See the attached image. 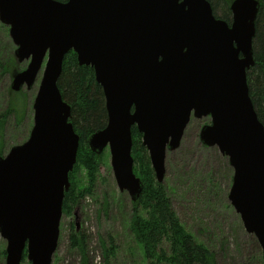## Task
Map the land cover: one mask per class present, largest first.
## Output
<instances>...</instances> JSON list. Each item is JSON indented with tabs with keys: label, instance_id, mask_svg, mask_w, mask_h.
Listing matches in <instances>:
<instances>
[{
	"label": "water",
	"instance_id": "water-1",
	"mask_svg": "<svg viewBox=\"0 0 264 264\" xmlns=\"http://www.w3.org/2000/svg\"><path fill=\"white\" fill-rule=\"evenodd\" d=\"M259 0H233L232 21L218 18L209 0H0L18 61L12 89L36 94L29 139L0 155V234L6 264H52L65 195L80 137L59 88L64 57L96 72L108 123L90 148L111 153L117 185L137 201L132 129L142 133L158 183L168 151L179 149L192 117L210 116L200 135L218 146L235 170L229 199L264 257V124L248 87Z\"/></svg>",
	"mask_w": 264,
	"mask_h": 264
},
{
	"label": "rangeland",
	"instance_id": "rangeland-1",
	"mask_svg": "<svg viewBox=\"0 0 264 264\" xmlns=\"http://www.w3.org/2000/svg\"><path fill=\"white\" fill-rule=\"evenodd\" d=\"M217 13L221 15L222 10ZM10 29L0 20V150L4 152L1 155L29 139L34 124L33 103L44 68L32 88L13 91L11 83L15 74L25 70L30 61H18L17 45L10 36ZM17 92L26 104L24 108L21 104L17 112H8ZM208 123L209 117H193L180 148L167 154L163 183L171 205L184 227L216 252L218 263L264 264L258 239L246 230L229 199L235 171L229 157L223 155L218 146H207L201 141L200 131ZM110 160V151L106 148L93 195L86 196L73 214L62 217L53 264L81 263L80 251L71 246L75 229L88 235L86 253L90 264H105L101 243L109 242V236L114 237L117 246L111 264H148L130 229L132 197L117 185ZM76 177V181H89L83 168ZM6 246L7 240L0 234V264H6V256L2 255ZM22 264L31 263L25 258Z\"/></svg>",
	"mask_w": 264,
	"mask_h": 264
},
{
	"label": "trees",
	"instance_id": "trees-1",
	"mask_svg": "<svg viewBox=\"0 0 264 264\" xmlns=\"http://www.w3.org/2000/svg\"><path fill=\"white\" fill-rule=\"evenodd\" d=\"M66 1V0H61ZM215 15L231 21L230 3L233 0H209ZM260 1L257 14L256 36L253 52L255 65L248 70V87L260 122L264 124V0ZM222 10L219 15L218 10ZM230 13V14H229ZM229 15V16H228ZM59 88L64 99L71 106V119L75 131L80 137L77 163L70 176V190L65 195L64 215H71L86 196H92L94 185L101 168L102 154L93 152L89 145L90 136L103 129L108 123L107 107L103 87L96 81V72L89 65H80L77 53L71 51L64 57ZM26 102L17 92L11 100L8 112H17ZM133 134L134 173L142 180L143 191L137 201H132L133 214L130 229L134 241L142 247V254L148 264H220L216 252L186 229L178 218L165 184L158 183L150 161L149 151L142 143V134L137 126ZM4 152L0 150V155ZM83 168L88 175V182L76 181V173ZM88 235L83 231L73 230L71 246L81 253L80 264H90L86 253ZM109 242L102 241V256L105 264H111L116 256V244L113 236ZM111 245V247H110ZM6 250L2 255L6 256ZM261 254V253H260ZM26 251L24 253V260ZM262 258V256H261Z\"/></svg>",
	"mask_w": 264,
	"mask_h": 264
}]
</instances>
